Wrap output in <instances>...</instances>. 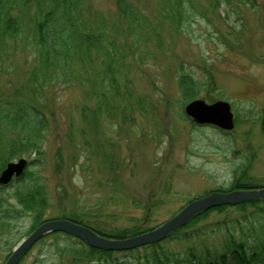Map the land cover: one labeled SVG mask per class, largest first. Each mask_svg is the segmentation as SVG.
Returning a JSON list of instances; mask_svg holds the SVG:
<instances>
[{
  "label": "trees",
  "instance_id": "1",
  "mask_svg": "<svg viewBox=\"0 0 264 264\" xmlns=\"http://www.w3.org/2000/svg\"><path fill=\"white\" fill-rule=\"evenodd\" d=\"M91 1L0 0V58L10 42L20 40L29 48L32 59L24 83L11 97L0 101V174L13 159L34 156L20 178L6 187L0 185L2 231L11 234V228L26 215L32 219L30 230L9 242V255L21 239L48 220L47 212L53 201L57 202L60 214L49 220L66 219L109 239H127L159 227V224L151 225L153 211L166 204L167 197L172 195L165 189L164 197L153 202H134L144 211L143 216L133 218V224L128 227L116 228L103 219L105 210L100 203L66 210L63 205L71 197L64 185L55 183L56 197L52 199L44 180L32 171L44 165L43 156L51 133L62 142H69L74 149L71 163L81 167L79 159L84 153L79 142L81 137L74 132L72 124L63 137L65 132L57 124V108L61 105L57 91L84 93L83 114L85 111L102 117L103 107L110 115L130 118L135 112H148L147 98L135 90L131 74L158 62L157 50H164L166 46L162 38L164 30L181 36L190 31L194 19L192 0H158L161 9L155 18L141 11L139 0H110L115 8L114 19L104 17ZM176 72L181 119L196 129L209 127L195 124L184 109L199 99L205 89L209 88L210 93L217 91L213 77L206 74L201 80L183 64L177 66ZM88 104L98 105L91 109ZM262 120L263 117H256L250 109L243 120L235 117L236 128L258 123L262 126ZM63 154L61 144L53 163L56 178L65 169ZM119 156L116 148L113 149L111 161ZM121 169L120 163L112 168L116 177L122 175ZM247 170L244 166L229 187L211 192L263 188L248 177ZM151 197L156 198L155 193ZM3 243L6 241L0 239V246ZM33 252L39 253L33 264L44 254L53 256V264H264V200L211 209L195 216L161 242L133 250L93 249L76 237L58 232L41 239L20 264Z\"/></svg>",
  "mask_w": 264,
  "mask_h": 264
},
{
  "label": "rangeland",
  "instance_id": "2",
  "mask_svg": "<svg viewBox=\"0 0 264 264\" xmlns=\"http://www.w3.org/2000/svg\"><path fill=\"white\" fill-rule=\"evenodd\" d=\"M192 1L194 19L190 31L173 36L164 30L162 38L166 46L164 50H157L158 62L131 74L135 90L147 98L148 112H135L130 118L110 115L103 107L102 117L92 116L85 111L83 114L84 93L56 92L61 98L57 124L60 131L65 132L63 137L71 124L81 137L79 142L84 151L79 159L81 167L76 168L71 163L74 149L69 142H62L51 133L43 156L44 165L32 171L44 180L52 199L56 197L55 183L59 181L64 185L71 197V201L63 205L66 210L100 203L105 210L103 219L112 227L124 228L133 224V218L144 214L134 202H153L164 197L166 189L172 195L167 197L166 204L153 211L151 222L152 226H160L179 213L190 199L229 187L244 166L248 177L256 185L264 186L263 125L242 126L228 135L212 127L194 128L180 117L176 72L177 66L183 64L201 80L206 74L212 76L217 91L210 93L209 88L205 89L199 99L208 103L219 99L228 101L235 117L241 120L250 109L256 117L262 118L264 0ZM91 3L104 17L114 19L115 8L110 0H92ZM139 7L150 18L158 16L161 9L158 0H139ZM6 50L0 58V101L7 100L20 88L30 73L32 62L23 41L10 42ZM97 105L90 107L95 109ZM61 144L66 165L63 174L56 178L53 163ZM115 148L120 156L111 161ZM23 158L30 160L34 156ZM119 163L123 173L116 177L112 168ZM152 193L156 198L151 197ZM57 214L60 208L53 201L46 218L49 220ZM31 226L32 219L26 215L11 228V234L0 227V239L6 241L0 246V264L9 257V242L29 231ZM37 254L33 252L22 264H33ZM53 263V256L44 254L34 264Z\"/></svg>",
  "mask_w": 264,
  "mask_h": 264
},
{
  "label": "water",
  "instance_id": "3",
  "mask_svg": "<svg viewBox=\"0 0 264 264\" xmlns=\"http://www.w3.org/2000/svg\"><path fill=\"white\" fill-rule=\"evenodd\" d=\"M184 112L199 126H212L223 132H232L235 127V116L229 102L219 100L208 103L196 99L185 106ZM264 129V116L262 120ZM25 158L7 164L0 174V185L6 187L12 180L20 178L29 165ZM264 200V189H252L233 193L212 192L187 204L179 213L168 219L159 227L147 233L127 239H109L86 226L66 219L45 221L29 236L22 239L13 249L4 264H20L32 248L43 238L53 233H64L84 241L89 247L104 251H128L158 243L177 229L185 226L195 216L221 206H237L244 203Z\"/></svg>",
  "mask_w": 264,
  "mask_h": 264
}]
</instances>
